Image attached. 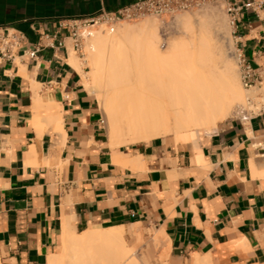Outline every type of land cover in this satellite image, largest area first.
Instances as JSON below:
<instances>
[{
    "label": "crops",
    "instance_id": "crops-1",
    "mask_svg": "<svg viewBox=\"0 0 264 264\" xmlns=\"http://www.w3.org/2000/svg\"><path fill=\"white\" fill-rule=\"evenodd\" d=\"M132 1L0 0V35L16 28L31 47L62 18ZM238 34L264 81V21L247 12ZM66 43L34 59L0 56V264H50L72 234L121 225L164 231L175 262L197 253L213 264H264V113L182 142L112 147ZM39 98L48 105L36 114ZM124 154L135 160H116Z\"/></svg>",
    "mask_w": 264,
    "mask_h": 264
},
{
    "label": "bare ground",
    "instance_id": "bare-ground-1",
    "mask_svg": "<svg viewBox=\"0 0 264 264\" xmlns=\"http://www.w3.org/2000/svg\"><path fill=\"white\" fill-rule=\"evenodd\" d=\"M216 13V7L204 10L205 15L213 17L209 22L219 31L221 24ZM178 19L188 30L190 17L180 14ZM158 30L155 21H146L138 29L126 25L119 26L114 33L94 34L90 39V79L84 74L80 59L71 50L69 61L84 76V85L102 97L112 147L139 140L149 141L168 133L181 141L186 133L201 129L211 132L220 120L228 118L234 107L237 109L246 101L250 92L242 86L234 62L224 51L223 44L215 46L202 41L196 46L192 42H196L195 36V40L189 39L192 43L180 38V41L170 43V50L165 54L160 49ZM136 33L146 34L145 53L141 57L124 50L125 44ZM225 36L228 45L232 46V37ZM46 105L40 98L36 100V114ZM58 117L62 116L53 117V120L58 121ZM124 156L116 160H135V156ZM136 160L139 162L137 156ZM134 227L95 226L72 234L66 238L62 251L50 258V264H141L126 240V231L132 232ZM163 232L155 235L152 246H157L164 238L167 240L168 236ZM142 236L137 230L138 242ZM151 252L150 249L147 260ZM191 264L213 263L210 255L196 253Z\"/></svg>",
    "mask_w": 264,
    "mask_h": 264
},
{
    "label": "built area",
    "instance_id": "built-area-1",
    "mask_svg": "<svg viewBox=\"0 0 264 264\" xmlns=\"http://www.w3.org/2000/svg\"><path fill=\"white\" fill-rule=\"evenodd\" d=\"M209 2H222L234 38H239L238 26L247 12H253L264 21V0H135L114 10L101 8L91 14L62 18L53 30L40 32L38 39L28 47L27 36L16 28H7L0 35V56L14 59L21 56L34 59L46 48L67 50L66 39L71 49L84 58L85 47L97 32L114 33L121 22L131 21L144 15L162 16L167 13L185 11ZM233 56L239 67L242 86L250 91L243 104L237 106L235 117L243 121L264 113V81L259 69L236 45ZM104 121V120H103ZM259 142L255 145H261Z\"/></svg>",
    "mask_w": 264,
    "mask_h": 264
},
{
    "label": "rangeland",
    "instance_id": "rangeland-1",
    "mask_svg": "<svg viewBox=\"0 0 264 264\" xmlns=\"http://www.w3.org/2000/svg\"><path fill=\"white\" fill-rule=\"evenodd\" d=\"M210 6L217 8V13L215 14V16L221 24V28H219V31L216 30V28L218 29V27H216L214 24H211L209 22V21H211L210 20L211 17L209 18L208 15L204 14V10ZM180 14H183L184 16L187 15L190 17V19H191L190 23L192 25L190 24V27L188 28V30L179 21L178 15H180ZM216 18H214V19H216ZM211 19L213 20V17ZM146 21H155V23L158 25V29H159L158 32H159L160 37H161V39H160L161 42L159 43V45H160L161 51H163L165 54H167L169 52L170 46H171L170 43H172V41H180V38H181V39H185L186 42H188L189 39H192V38L194 39V36H195L196 42L192 41V40L191 41L196 46L200 45L202 41H204V42L209 41L208 43L215 45V46L219 45V44H223L224 45V51L226 53L230 54L229 56H230V58H232V60L234 62V67L236 68L237 73L239 75V67H238L237 61L235 60V58L233 56V51L236 47V44H235L234 37L231 33V28H230L229 23H228V16L225 12L224 5L222 2H209V3H206V4L199 6V7H196V8H192V9L185 10V11H177L174 13H167V14H163L162 16L151 15V14L150 15H144L142 17H139V18L131 20V21L121 22L118 25L116 31L119 29V26L124 27L126 25H131L132 27L138 29L139 27L144 25ZM227 31H228V33H227ZM102 33H105V32H102ZM227 34H229L230 37H232V41H233L232 46H229L227 43V39L225 36ZM133 37L134 38H131L125 44L124 50H126L127 52L134 53L137 56L141 57L145 53L146 34L136 33V34H134ZM204 39H206V40H204ZM182 41H184V40H182ZM192 42L189 41V43H192ZM90 44H91V41L89 40L88 44H86V47H85L86 54L84 55V58L78 57L82 63L83 68H84L83 69L84 74L87 75L88 79H90V76H88V74L91 70V65H90L91 59L89 57L90 47H91ZM215 46H214V48H215ZM76 55L78 56V54H76ZM83 78H84V76H83ZM89 90L91 91V89H89ZM91 92H93L95 94V96L97 97V99L99 101L103 120H104L105 129L107 132L108 126H107L105 113L103 110L102 97L97 91L92 90ZM245 93L247 95L246 91H245ZM235 111H236V109L234 107V110L228 116L229 117L228 119L235 117ZM221 123L222 122H219L218 127L220 126ZM217 128H215L214 130H216ZM214 130H212L211 132H208L205 129H201L198 132L195 131V132H191V133H186L183 140L189 139L192 137L201 136L203 134H210ZM107 134H108V132H107ZM162 137H170V138H173L175 141H177L174 138V135L171 133L162 135ZM177 142H179V141H177ZM180 142H182V141H180ZM137 227H139V228H137ZM137 230H139V232H141L143 235L142 238L139 240V242L135 237L137 234ZM157 233L158 232H155V231H149V230L143 228L141 225H135L134 231H132V232L126 231V240H127L128 244L132 246V249L135 251V256L139 259L140 263L141 264H188V259H184L183 262H175L174 261V258L172 257L171 250L169 251L170 247L168 245L167 240H165V238L164 239L162 238L163 240L160 241V243H158L157 246L156 245L152 246V241L154 240L153 238L155 237V235ZM62 248H63V244L59 250L60 252L62 251ZM150 249L152 250L151 256L147 260L146 258L148 256Z\"/></svg>",
    "mask_w": 264,
    "mask_h": 264
}]
</instances>
